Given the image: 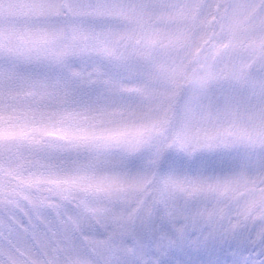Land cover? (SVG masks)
Masks as SVG:
<instances>
[{
    "label": "snow or ice",
    "instance_id": "obj_1",
    "mask_svg": "<svg viewBox=\"0 0 264 264\" xmlns=\"http://www.w3.org/2000/svg\"><path fill=\"white\" fill-rule=\"evenodd\" d=\"M177 248L264 264V0H0V264Z\"/></svg>",
    "mask_w": 264,
    "mask_h": 264
},
{
    "label": "rangeland",
    "instance_id": "obj_2",
    "mask_svg": "<svg viewBox=\"0 0 264 264\" xmlns=\"http://www.w3.org/2000/svg\"><path fill=\"white\" fill-rule=\"evenodd\" d=\"M212 257L208 253H202L199 257L187 255L180 248L173 250V255L165 257V264H188L190 261H194V264H206V262Z\"/></svg>",
    "mask_w": 264,
    "mask_h": 264
}]
</instances>
